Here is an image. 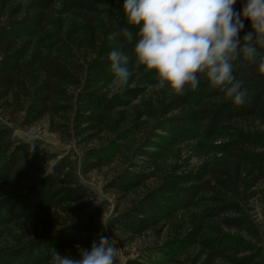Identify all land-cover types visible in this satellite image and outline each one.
I'll use <instances>...</instances> for the list:
<instances>
[{"label": "trees", "instance_id": "trees-1", "mask_svg": "<svg viewBox=\"0 0 264 264\" xmlns=\"http://www.w3.org/2000/svg\"><path fill=\"white\" fill-rule=\"evenodd\" d=\"M15 1L8 12L4 3L0 8V17H7L0 22V223L32 218L37 229L1 248L0 264H54L55 251L78 258L80 249H90L101 236L115 242V264H120L121 250L206 194L211 195L212 206L183 240L199 247L191 264H264V231L247 209L264 185V72L243 59L236 62L234 75L246 90L245 102L239 106L203 78L196 90L173 93L160 110L163 121L156 128L186 139L229 136L222 146L224 167L213 171L212 181L198 176L175 177L177 182L164 179L162 186L128 209L115 211L103 224L106 203L81 182V176L102 168L101 153L86 150L78 162L57 159L39 139L17 135L16 125L30 128L47 120L50 132L61 137L86 144L97 141L121 101L118 95L104 93L113 81L108 55L114 49L129 55V67L147 84L157 88V81L142 66L136 67L133 44L119 34L127 26L123 0ZM58 1L83 21V35L72 24L65 31L61 27L54 33L47 31ZM250 30L245 20L240 37ZM80 50L88 56L83 62ZM120 177L131 183L125 173ZM116 185L128 189L120 181ZM206 221L217 227L210 235L204 234ZM224 230L238 231L248 239ZM155 249L156 254L169 257L166 263L179 264L171 258L168 245ZM127 264L142 263L129 260Z\"/></svg>", "mask_w": 264, "mask_h": 264}, {"label": "rangeland", "instance_id": "rangeland-1", "mask_svg": "<svg viewBox=\"0 0 264 264\" xmlns=\"http://www.w3.org/2000/svg\"><path fill=\"white\" fill-rule=\"evenodd\" d=\"M3 3L6 7L3 8ZM16 1L7 4L6 0H0V8L10 11ZM241 5L240 0L234 5L237 9ZM104 8V7H100ZM54 14L49 17L47 31L54 33L61 27L65 31L66 26L72 24L78 30L83 31V21L67 5L58 1L54 5ZM7 17H0L4 22ZM81 62L88 59L85 51L80 50ZM131 72L126 85H115L113 81L106 84L105 92L118 95L120 103L115 105L111 113V125L92 143H82L80 139L61 137L50 132L49 123L43 120L30 128H18L16 133L20 137L36 138L42 141L45 147L57 159L69 157L78 162L86 150L95 149L101 153L102 168L81 176V182L97 195L99 202H105L107 211L102 217V223L115 211L121 212L137 202L152 189L162 186L164 179L169 182H177L176 178L186 176H198L204 180H213L214 172L221 170L227 159L222 150L223 144L228 140L227 135H216L212 138H204L202 135L192 139L177 137L167 133L156 126L163 121L160 110L167 99L174 93L166 89L155 88L147 84L142 75L129 67ZM173 115H169L171 118ZM240 127V124H239ZM248 129L247 126L241 125ZM140 153L136 154V150ZM146 153V156H141ZM214 171V172H213ZM123 173L130 178L131 183L122 180ZM206 173V174H205ZM117 181L122 182L128 189L118 187ZM181 186H187L182 183ZM259 195L248 204V214L251 219L264 231V185L258 187ZM261 192V193H260ZM203 197L205 199H203ZM193 200L188 210H183L172 216L160 227L151 233L136 240L134 244L121 250L118 254L120 264H127L129 260H139L142 264L160 262L166 263L169 257L156 254V247L168 245L171 258L179 260V264H191L195 259L199 247L191 243L183 242L186 235L193 231V225L201 222L202 212L212 206L211 195H203ZM208 225V226H207ZM204 234L210 235L216 225L206 221ZM32 218L15 220L12 224L0 223V249L14 243L13 238L23 239L26 231L37 228ZM236 236H243L238 231L224 230ZM219 264H227L219 262Z\"/></svg>", "mask_w": 264, "mask_h": 264}, {"label": "clouds", "instance_id": "clouds-1", "mask_svg": "<svg viewBox=\"0 0 264 264\" xmlns=\"http://www.w3.org/2000/svg\"><path fill=\"white\" fill-rule=\"evenodd\" d=\"M123 0L124 41L133 44L137 68L152 73L156 87L176 94L197 89L201 78L222 91L234 105L245 102L246 90L234 75L243 59L264 72V0ZM249 22L250 31L240 37ZM136 28V32L132 31ZM113 84L126 85L130 57L114 49L108 55ZM113 93H109L112 95ZM117 247L101 236L78 258L54 252V264H115Z\"/></svg>", "mask_w": 264, "mask_h": 264}]
</instances>
